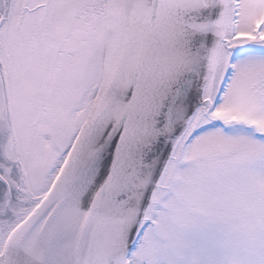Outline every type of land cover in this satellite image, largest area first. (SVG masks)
Instances as JSON below:
<instances>
[{
	"label": "snow or ice",
	"instance_id": "obj_1",
	"mask_svg": "<svg viewBox=\"0 0 264 264\" xmlns=\"http://www.w3.org/2000/svg\"><path fill=\"white\" fill-rule=\"evenodd\" d=\"M0 264H264V0H0Z\"/></svg>",
	"mask_w": 264,
	"mask_h": 264
}]
</instances>
